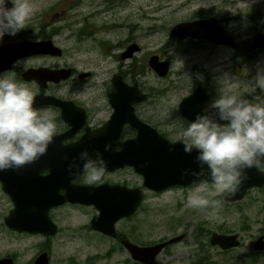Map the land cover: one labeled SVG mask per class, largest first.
I'll use <instances>...</instances> for the list:
<instances>
[{"label":"flooded vegetation","instance_id":"flooded-vegetation-1","mask_svg":"<svg viewBox=\"0 0 264 264\" xmlns=\"http://www.w3.org/2000/svg\"><path fill=\"white\" fill-rule=\"evenodd\" d=\"M143 1L140 0V3H136L135 0H68L67 5L75 9L76 19L74 22L78 23L73 32L77 36V41L72 47L73 53H68L65 47H61L55 42L53 37L60 32V29L51 32L46 21H41L37 25L30 24L24 32L20 31L15 36L7 35L0 41L1 43L6 40L51 39L55 45L60 47L59 54L29 53L13 60L8 68L0 70V74L10 73L17 82L27 83L35 93L34 107L39 110H49L57 125L56 135L49 145L47 153L41 156L36 163L29 165L30 168L27 172L32 182H35L33 181L35 173L37 177H41L42 180L37 179L38 182H35V186L41 187L44 192H47L45 193L47 196L51 190L56 195H62L66 191L65 184L63 185L59 180L61 176L65 175V169L62 167L65 164V156L71 158L72 161L75 158L76 163L82 165L83 161L79 160V153L87 149L93 158L97 153H100L104 159L106 155L111 159L110 156L114 154L111 152L120 151L123 142L138 133V127L131 123V118L147 123L170 141L183 139L170 137V133H176L180 129L184 130L189 122L193 121L183 114L180 102L199 88L200 91L208 95L206 102L211 103L219 96L218 85L223 88L227 85L226 80L223 81L226 78V72L230 73L228 84H233L231 91L233 94L238 97L250 94L249 101L264 103V91L260 88L253 89L255 78L259 71L264 70V66H254V68L249 66V69L241 66V20L236 13L225 14L226 3L224 0H219L223 3L222 5L215 4L212 8L208 5L213 0H179L178 5L185 8V12H180L178 17L172 14L177 13L178 8L164 12L163 14L171 12L170 17L174 19L172 23H168L165 30H161L160 23L163 15L147 14L146 3ZM237 1L240 0H229L232 4ZM157 3V6L151 8L154 10L153 12L162 7L161 0H157ZM251 11L249 21L251 47L264 54V10L261 5L254 2L251 4ZM57 12L63 14L64 9L60 8ZM147 19H149L148 24L145 22ZM199 19H208L210 22L206 26L207 32L209 34L219 33L222 41H217L209 35L187 34L180 37L171 32L173 25L178 22ZM65 27L66 25L62 26V28ZM68 27L73 29L71 25ZM164 32L173 43L161 41L162 36L166 35ZM65 57H70V59ZM23 60H27V62L24 63ZM230 62L234 64L228 67ZM184 65H189L187 69L192 75L188 83L189 90L181 95L173 103V106L171 105L168 110L170 114L163 118L160 112L163 95L159 81L173 70V66H180V69H184L182 68ZM155 66L158 68L167 66V70L164 74H160ZM228 68H230L229 71H227ZM43 69H64L65 75L58 79L48 78L45 77ZM27 70H31L29 77L24 75ZM146 70L150 71L155 78H146ZM242 72L245 74L243 75ZM179 81L178 78L175 87H178ZM201 99V94H198L196 96L197 103ZM118 118H122L123 121L120 122ZM71 145L73 146L64 150ZM259 169L264 173V167ZM82 171L72 178L73 183L95 186L101 184L120 185L139 189L141 193L139 204L133 213L120 217L114 222L115 234L109 235L91 227L92 217L99 212L94 204L68 200L53 204L48 209L49 217L57 225L56 232L53 234L10 228L4 218L14 207V203L11 194L4 189V183L0 179V196L6 198L10 205L7 214L3 217V225L15 233L42 235L47 242V239L49 241L59 231V225L54 215L55 210L65 205L80 209L91 207L94 212L87 224L90 231L104 239L113 241V243L121 244L122 250L126 254L124 262L133 261L135 264H145L132 258L123 239L146 246L178 234L161 239L146 238L140 232L143 228V224L140 223L139 236H135L120 229L118 222L126 218L130 219L138 213L144 199L149 195L154 197L169 188L186 187L197 183L175 184L155 190L144 185L143 174L137 172L129 164L107 169L102 179L95 183H88L87 176ZM44 178H47V181ZM16 186H19L18 189L21 190L26 188L25 183L14 185V187ZM224 199L226 202L237 201L226 200L225 195ZM179 234H182V237L177 241L183 240L185 236L184 232ZM238 235L240 239V234ZM258 236H262L264 239V232L258 234L256 238ZM256 238L250 249L257 255V252L264 251V247L254 246ZM172 243L165 244L156 254L155 259L158 262L164 264L159 258V254ZM208 243L218 247L221 251H229L238 247L241 240L238 246L228 248L211 244L209 238ZM47 249H49L48 242L46 249L40 251L33 258L31 264H34L35 258L43 251L47 252V264H50V255ZM14 253L0 255V258L10 256L13 259V264H17V255Z\"/></svg>","mask_w":264,"mask_h":264},{"label":"rangeland","instance_id":"rangeland-1","mask_svg":"<svg viewBox=\"0 0 264 264\" xmlns=\"http://www.w3.org/2000/svg\"><path fill=\"white\" fill-rule=\"evenodd\" d=\"M67 2L68 0H28L32 12L21 31L24 32L30 24L37 25L41 21H46L51 32L60 29V32L53 37L55 42L65 47L68 53H73L72 47L77 41V36L73 32L78 23L74 22L75 9L67 5ZM135 2L140 3V0H135ZM168 2L169 4H166ZM224 2L226 3L225 14L236 13L241 20V66L248 69L249 66L251 68L264 66V54L255 51L249 39L251 4L257 2L264 10V0H240L235 4L229 0H224ZM143 3H146L147 14L167 16L166 18L161 16V30H165L168 23L174 21L170 17L171 12L163 14L164 12L178 8L177 13H172L178 17L180 12L185 10L178 5L179 0H161L162 7L155 12L151 8L157 6V0H144ZM215 4L222 5L223 3L213 0L208 7L212 8ZM7 7L11 8L12 4L9 2ZM60 8L64 9L63 14L57 12ZM145 22L148 24L149 19ZM63 25L66 27L62 28ZM69 25L73 26V29L68 27ZM167 36V34L163 35L161 41L173 43ZM65 58L70 59V57ZM23 61L27 62V60ZM231 64L234 63L230 62L228 67ZM188 66L184 65L182 67L184 69H180V66H173V70L159 81L163 95L161 97L162 108H160L163 118L170 114L168 110L171 105L173 106V103L189 90L188 83L192 75L188 72ZM229 70L230 68L227 69ZM11 76L14 78L13 75ZM145 76L150 79L155 78L148 70ZM229 76L230 73L226 72L227 80ZM178 78L180 81L178 87H175ZM227 80L225 89L232 91L233 84H228ZM220 87L218 85V90ZM184 130L180 129L176 133H170V137L183 138ZM226 192L227 190L217 192L209 180L199 181L186 187L169 188L158 196L149 195L145 198L138 213L130 219L120 220L118 227L130 232V235L139 236L138 228L141 223L143 224L140 230L142 236L154 239L184 232L183 240L172 243L159 254L164 264H197L199 258L205 256L207 262H215L213 264H234L238 261L243 264H264V251L257 252L256 255L250 249L256 236L264 232V185L250 187L243 198L234 202L225 201ZM190 199L203 200L205 203L193 204L190 203ZM9 206L8 200L0 196V255H11L15 252L17 264H31L33 258L46 249L47 242L50 264H135L133 261L124 262L126 254L121 244L113 243L90 231L87 224L94 212L91 207L80 209L65 205L55 210L54 215L59 231L46 242L42 235L9 231L3 225V217L7 214ZM212 231L237 232L240 234L241 244L232 250L221 251L218 247L208 243ZM255 259L257 260L254 261Z\"/></svg>","mask_w":264,"mask_h":264},{"label":"water","instance_id":"water-1","mask_svg":"<svg viewBox=\"0 0 264 264\" xmlns=\"http://www.w3.org/2000/svg\"><path fill=\"white\" fill-rule=\"evenodd\" d=\"M208 22H210L208 19L178 22L173 25L171 32L180 37L187 34L194 36L209 35L217 41H222L219 33L209 34L207 32L206 26ZM37 52L59 54L60 47L55 45L51 39L34 41L6 40L1 42L0 70L8 68L13 60L22 55ZM155 67L160 74H164L167 70V66ZM30 72L31 70H27L24 73L25 77H29ZM43 72H45V77L53 79H58L65 75L64 69H43ZM198 94H201L202 97L199 103L196 101ZM249 95H245L242 98L249 100ZM207 98L208 95L197 88L182 99L180 109L185 116L194 121L196 115L198 113L203 114L206 109L215 111L209 108L210 103L206 102ZM119 120L120 122L123 121L122 118ZM138 120L136 118L130 119L131 123L138 127V133L133 138L124 141L120 151L111 152L114 153L110 156L111 159L107 155L105 156V159H108L107 169L123 164L132 165L137 172L143 174L144 185L155 190L175 184L188 185L202 180L211 181L207 166H204L203 174L193 175L194 172L199 173L201 171L200 166L195 162L197 155L195 149L191 154L185 153L183 139L170 141L147 123ZM219 123H228V121L220 120ZM72 146H67L64 150ZM112 159L113 161H111ZM71 162V158L67 156L65 164L62 166L65 169V175L61 176L59 180L66 186V191L62 195L53 194V191L49 190L50 194L47 196V194L45 195L47 192H44L41 187L35 186V182H38L36 180L39 179L40 181L42 179L37 177L35 173L33 180L35 182H32L27 174L30 168L29 165L19 170L0 171V179L4 183V189L11 194L14 203V207L4 218L5 223L13 229L53 234L56 232L57 225L49 217L48 209L53 204L68 200L94 204L99 212L92 217L91 227L109 235L115 234L114 222L120 217L133 213L139 204L141 200L139 189L120 185L101 184L95 186L75 184L72 181L73 176L69 175L68 172V164ZM246 171L248 179L236 187L235 194L231 190H227L225 194L226 200L241 199L250 187L264 185V173L259 168L253 167ZM44 180L47 181V178H44ZM71 181L72 183H70ZM20 183H25V190L18 189L19 186L14 187V185ZM49 185L51 186V183ZM181 237L182 234H178L156 244L146 246L137 245L127 239H123V243L129 249L133 259L142 261L145 264H162L155 259L156 254L165 244L177 241ZM209 241L211 244H217L221 248L238 246L240 243L237 232L212 231L209 235ZM254 246L257 248L264 247L262 236L256 238ZM47 263L48 256L46 251L41 252L34 260V264ZM0 264H13V259L10 256L1 257Z\"/></svg>","mask_w":264,"mask_h":264},{"label":"clouds","instance_id":"clouds-1","mask_svg":"<svg viewBox=\"0 0 264 264\" xmlns=\"http://www.w3.org/2000/svg\"><path fill=\"white\" fill-rule=\"evenodd\" d=\"M31 12L28 0H0V41L23 30ZM254 88L264 91V70L258 72ZM34 100L35 93L27 83L0 74V171L36 163L53 142L55 120L49 110L34 107ZM209 108L215 111L198 113L185 128L184 151L191 154L195 149L197 153L195 162L201 171L193 175L203 174L207 166L213 188L235 194L236 187L248 179L247 169L264 167V103L243 99L221 87ZM79 160L82 165L75 158L68 164L69 175L75 177L82 168L88 183L99 181L107 171V161L100 153L93 158L85 149ZM190 203L205 201L190 199Z\"/></svg>","mask_w":264,"mask_h":264},{"label":"trees","instance_id":"trees-1","mask_svg":"<svg viewBox=\"0 0 264 264\" xmlns=\"http://www.w3.org/2000/svg\"><path fill=\"white\" fill-rule=\"evenodd\" d=\"M241 261H238L237 263H234V264H243V263H240ZM213 263H215V262H207V257L205 256V257H201V258H199V260H198V262H197V264H213Z\"/></svg>","mask_w":264,"mask_h":264}]
</instances>
